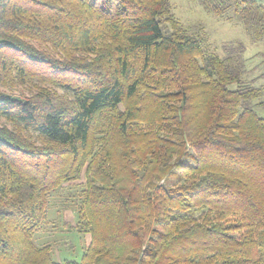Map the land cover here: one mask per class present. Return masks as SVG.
Here are the masks:
<instances>
[{
	"label": "trees",
	"instance_id": "1",
	"mask_svg": "<svg viewBox=\"0 0 264 264\" xmlns=\"http://www.w3.org/2000/svg\"><path fill=\"white\" fill-rule=\"evenodd\" d=\"M264 41V0H201ZM229 18V17H228ZM170 0H0V264H264V95ZM80 182L79 261L35 233Z\"/></svg>",
	"mask_w": 264,
	"mask_h": 264
},
{
	"label": "rangeland",
	"instance_id": "2",
	"mask_svg": "<svg viewBox=\"0 0 264 264\" xmlns=\"http://www.w3.org/2000/svg\"><path fill=\"white\" fill-rule=\"evenodd\" d=\"M170 4L176 19L201 40L205 52L220 57L241 52L245 65L242 82L264 91V41L251 39L233 11L219 17L207 12L201 0H170ZM251 104L264 116V95ZM81 186L80 182L67 183L50 194L47 219L34 235L36 244L52 246L59 261H79L90 242L89 234L74 229Z\"/></svg>",
	"mask_w": 264,
	"mask_h": 264
},
{
	"label": "snow or ice",
	"instance_id": "3",
	"mask_svg": "<svg viewBox=\"0 0 264 264\" xmlns=\"http://www.w3.org/2000/svg\"><path fill=\"white\" fill-rule=\"evenodd\" d=\"M6 99L5 97L0 96V111L5 112L8 115H14V113L12 112V109L8 106H6L3 103V100Z\"/></svg>",
	"mask_w": 264,
	"mask_h": 264
}]
</instances>
